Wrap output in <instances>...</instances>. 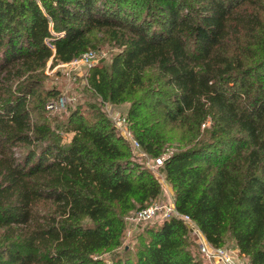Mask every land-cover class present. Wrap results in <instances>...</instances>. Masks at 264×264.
Segmentation results:
<instances>
[{
	"label": "trees",
	"instance_id": "obj_1",
	"mask_svg": "<svg viewBox=\"0 0 264 264\" xmlns=\"http://www.w3.org/2000/svg\"><path fill=\"white\" fill-rule=\"evenodd\" d=\"M98 32L119 50L89 66L90 92L129 103L147 154L173 147L174 207L210 244L264 264V0H0V264H203L177 217L122 245L123 215L160 183L94 104L60 132L41 119L60 93L42 96V68L99 48Z\"/></svg>",
	"mask_w": 264,
	"mask_h": 264
},
{
	"label": "rangeland",
	"instance_id": "obj_2",
	"mask_svg": "<svg viewBox=\"0 0 264 264\" xmlns=\"http://www.w3.org/2000/svg\"><path fill=\"white\" fill-rule=\"evenodd\" d=\"M95 40L98 41L97 46L99 48H95V52L97 53V59L92 63L102 62L104 64H108L113 57V55L119 50L115 44L109 41L101 32L95 33ZM91 64V65H92ZM88 64H74L73 62L62 63L57 62L52 64L51 60H48L46 65L41 70L40 75V90L42 91V96L45 95L47 92H52L53 90H59V95L55 98L49 96L47 100V104L50 102L53 104L51 108L45 107V112L42 113V118L45 119L54 130V132H60L61 127L58 125L62 120H65L66 115L70 110H72L75 106L81 105L82 107L86 106L89 103L94 104L97 109H99L105 116H107L111 122V124L115 127L116 131L121 134L124 130H130L127 128L126 121L124 120V116L126 115V110L128 108V102H120L113 104L111 102H102L100 98L90 92L86 84V75L89 69ZM118 115L121 119L122 123L120 125H115L111 116L116 117ZM120 121V122H121ZM208 122L204 123L201 128H203ZM58 126V127H57ZM179 125L168 124L166 127V134L172 140H175L179 135ZM131 133V132H130ZM71 133H62V141L67 142L70 138ZM122 136V134H121ZM123 137V136H122ZM126 140V139H125ZM127 141V140H126ZM128 143V141H127ZM129 148L133 154V157L141 163L146 169H148L159 181L160 183V194L157 199L151 201L149 204H163L166 206H174L173 199H172V190L167 181L164 179V174L160 170V166L155 163V158L149 154H147L142 148L140 147L134 148L129 143ZM173 147H167V149L161 153V157L167 156ZM163 163V160H162ZM158 165V166H157ZM148 204V205H149ZM147 205V206H148ZM138 210V209H137ZM137 210L130 209L123 215L124 221V238L122 241V245H132L137 241L136 237V229L140 224H144L147 221H137L135 219V214ZM157 217H154L155 219ZM160 218V217H159ZM198 227V226H197ZM199 228V227H198ZM200 230V229H199ZM201 231V230H200ZM191 237L197 244V248L193 247L194 250L198 249L199 251V258L201 259L203 264H219L214 261L207 260L203 257L200 252L199 244L197 239L194 235L190 233ZM201 235L202 232H201ZM203 239H205L203 235ZM227 247H223L227 249L231 254L233 253L234 256L238 254L237 249L232 246V243L226 240ZM108 253L102 254L103 257L108 256ZM100 257V256H96ZM245 260V257H243Z\"/></svg>",
	"mask_w": 264,
	"mask_h": 264
},
{
	"label": "built area",
	"instance_id": "obj_3",
	"mask_svg": "<svg viewBox=\"0 0 264 264\" xmlns=\"http://www.w3.org/2000/svg\"><path fill=\"white\" fill-rule=\"evenodd\" d=\"M96 59L97 53L94 50H89L83 52L77 58H74L70 62H73L74 64L79 63L91 65ZM52 106L53 104L49 103L45 107L51 108ZM115 116L116 117L111 116V119L113 120L115 125H120V123H122L121 119L117 114ZM121 134L132 147L137 149L140 147L137 139L128 130H124L123 132H121ZM162 160V157H156L154 161L158 165H162ZM134 216L137 221H149L153 220L154 217L165 219L170 217H177L184 222L189 232L196 237L200 252L204 258L210 261L217 262L219 264H247V262L243 260V258L238 256V254L234 256L233 253L231 254L227 249L223 247L213 246L206 239H203V235H201V231L197 227L196 223L188 215L179 213L174 206L152 203L148 206L138 209Z\"/></svg>",
	"mask_w": 264,
	"mask_h": 264
}]
</instances>
